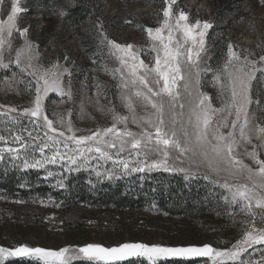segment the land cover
Instances as JSON below:
<instances>
[{"label": "snow or ice", "instance_id": "6c2138e0", "mask_svg": "<svg viewBox=\"0 0 264 264\" xmlns=\"http://www.w3.org/2000/svg\"><path fill=\"white\" fill-rule=\"evenodd\" d=\"M3 3L4 0H0V5ZM176 3L177 0H164L163 22L156 28H144L153 41L151 51L155 53L154 64H146L133 51L131 44L120 45L112 40L107 41L110 49L114 50L110 54L120 65L111 74L114 78L116 73L120 74L121 87L127 90L121 95V101L131 113L132 123L140 131H132L127 126L128 116H121L110 109L114 121L111 126L97 129L91 135L77 136L71 121L66 123L63 116L58 121L60 128L55 127L54 121L46 114L44 104L49 93L73 99L71 70L58 61L50 65L41 63L39 52L33 50L32 43L28 40L16 50L14 61L5 62V46L10 52L13 32L19 31L21 37H25L28 32L27 28L21 30L18 27L19 14L25 11L21 0H10L6 19L0 22V69H10L14 63L21 73L31 78L27 83L30 93L34 89L31 100L33 106L23 109L19 115L31 117L30 123L34 129L46 131L43 139L39 134L33 136L32 132H28V140L13 128L8 129L7 137L0 134V142L7 144L11 138L15 145L0 147V162H3L4 153L7 152L12 161H22L25 169L44 168L46 164L55 165L59 162L65 171L70 172L91 167L89 161L97 160L98 163L92 170L95 171L98 182L103 178L111 180L134 172L160 169L184 173L187 180L201 167H206L208 172L216 176L226 174L234 180L243 177L248 183H229L225 180L221 184L218 180H211L208 175L204 176V179L226 190L229 194L223 197L226 202L240 206L242 213L252 218L251 221L242 222L249 230L229 250L219 251L209 245L166 247L124 243L112 248L87 245L77 251L89 260L103 261L147 257L154 264L156 258L188 260L209 257L213 261L220 258L221 264L225 258L234 262L239 260V264H264V253L260 254L259 260L242 258V254L249 248L264 245V228L256 227V221L264 224V158L261 156V150H264V124L259 123L255 112L250 109L255 102L257 110H264L260 106L261 102L254 101L252 96V82L257 79L256 73L264 72V54L258 59L251 58V53L242 57L234 50L233 45H228L227 59L221 68L215 70L213 76L214 86L219 85L223 100L221 107H213L211 98L199 91L201 72L213 71L210 66L201 68L202 53L206 51L205 36L213 25L199 19L191 22L188 12L184 10L174 14L172 6ZM260 3L264 5V0H260ZM60 15L64 16L66 13L61 10ZM97 26L102 28V25ZM15 75L14 72L13 76ZM65 76L69 78L67 87ZM181 82L188 97L193 96V89L197 92L196 102L193 104V100H189L187 114L183 111L184 103L177 104L181 96ZM134 97L143 101L145 114L142 116L136 112ZM149 107L151 112L147 111ZM177 107L181 109L180 112L176 111ZM7 111L17 112L18 109L8 107ZM3 116L4 113L0 112V117ZM7 120L23 126L18 117L8 116ZM253 121H256L255 125ZM118 124H123L124 127L118 128ZM224 129L228 131L225 133ZM253 139L258 143H253ZM241 142L251 144L252 150L245 148L244 154L255 167L239 158L237 149ZM99 161H110L111 169L105 168L101 172L99 169L102 165ZM170 161L173 163L170 164ZM176 161L181 166H176ZM185 163L187 167L183 166ZM48 175L51 176L52 172H48ZM58 183L63 186L62 180ZM254 209L260 211L256 212ZM68 253V248L52 251L23 245L14 249L0 247V260L5 257H36L43 264H71L74 254Z\"/></svg>", "mask_w": 264, "mask_h": 264}, {"label": "rangeland", "instance_id": "374dc122", "mask_svg": "<svg viewBox=\"0 0 264 264\" xmlns=\"http://www.w3.org/2000/svg\"><path fill=\"white\" fill-rule=\"evenodd\" d=\"M74 0H66L68 5H73ZM34 0H21V6L25 9L19 14L18 27L19 29L27 28L30 30L39 32L44 27V23L34 24L35 17H40L39 5L32 4ZM127 0H118V2H110L108 0H100L97 8H101L104 12L108 13L107 21H101L96 27V33L93 35L91 47L87 48V51L83 49V41L77 38L68 40L60 44H49L41 46L38 42V38L32 39L21 37L19 31H14L11 39V51L7 50L5 46L4 59L5 62L14 61L16 50L20 48L25 40L32 43L33 50L38 51L41 57V63L44 65H50L55 62H59L60 65L68 67L71 70V82L73 90V99L69 100L67 96L61 98L55 93H49L45 98L44 104L46 114L50 119L54 121V126L60 128L58 121L63 116L65 122L69 120L72 123L73 128L76 130L77 136H87L97 129H103L111 126L113 121V112L109 111L114 109L115 113L121 116H128V127L135 132H139L140 129L136 127L131 121V113L123 105L121 101V95L126 93L127 90L121 87L120 74L116 73L113 77L112 70L120 67L116 58L110 54L111 50L108 45V40H112L120 45L133 46V51L145 61L146 64H154L155 53L151 51L153 41H151L144 31L145 27L156 28L163 22L164 17L162 15L164 8V0H160V3L155 0L148 1L147 3L136 2L133 4H125ZM10 0H4V3L0 5V22L6 19L8 14V5ZM174 14H178L180 10L188 12L191 22H195L197 19L200 21H207L213 25L212 28L207 30L205 36V53H202L203 61L201 68H208L209 66L213 71L201 72V83L199 91L207 94L211 98L213 107H221L223 97L219 93V85L214 86L213 76L215 70L221 68L224 61L227 59L228 45L231 44L234 50L238 52L242 57L244 55L252 54L251 58L258 59L261 54H264V5L260 3V0H215L214 7L211 5V0H177V3L172 6ZM36 12L35 16L32 15ZM106 23H110V27L106 26ZM103 32V35L101 34ZM90 33V32H89ZM166 35V32H165ZM179 36V33L176 34ZM36 37V35H35ZM106 37V38H105ZM49 38L40 39L42 43H48ZM40 41V42H41ZM38 46V48H37ZM65 57L68 59L65 60ZM23 59V58H22ZM108 71H105V69ZM16 73L13 76V73ZM257 79L252 82V96L253 100H259L261 102V108H264V72L256 73ZM31 79L27 75L20 72L16 65L13 63L10 69H0V112L4 113L3 117H0V134L9 136V128H13L15 132L22 133L25 140H28V132H32L33 136L39 134L43 139V133L46 129H34L31 121V117L20 116L19 113L25 108L32 107L33 92L28 91V80ZM68 77L65 76V87H67ZM155 86V85H153ZM181 96L177 104L183 102L185 107L184 113L189 111V100H193V104L196 102V89H193V96L188 97L181 87L179 89ZM100 95H97V93ZM135 102V108L138 115H144L145 109L143 107V101L137 98H133ZM165 99H167L165 97ZM8 107L17 108V112L9 113ZM103 109V111H101ZM250 109L255 112L259 123L264 124V110H257L255 102L250 106ZM151 112V108L147 109ZM177 112H180L179 107L176 108ZM220 115V114H218ZM8 116L18 117L23 122L21 127L18 124H13L7 120ZM165 119H168L166 114ZM243 119V118H242ZM242 122V121H241ZM42 124V120L40 121ZM256 121H253L255 125ZM179 125H177L178 127ZM118 128H123V124H118ZM225 133L228 129H224ZM29 142H31L29 140ZM253 143H258L253 139ZM15 146L9 138L8 143L4 144L0 142V147ZM245 148L248 151L252 150L251 144L245 145L241 142L237 149V154L240 159L245 163L255 167L250 159L247 158ZM47 151V150H46ZM39 158V153L37 152ZM261 156L264 158V150H261ZM5 159L0 162V167L12 170L17 173L22 171L34 170L39 172L38 177L43 181V185L47 189L51 188L62 193L68 198L71 187L74 184L70 182L69 177L79 172H85L86 185L92 186L101 184L104 182H110L114 186L123 185L130 193L136 188H144L145 182L154 181L159 183L161 176L183 177L185 183L203 181L202 183L213 184L214 188L209 190L211 196H215L220 200L221 206L216 210L215 218L221 219L228 223V217L231 218V225L236 235L233 244L242 238L245 231L249 230L246 226L242 225L244 221H251V217L245 216L240 206L232 205L224 200V196L229 195L226 190L217 184L210 182V180L204 179L205 175L211 177L213 181H219L221 184L228 180L229 183H248L243 177L239 179H232L227 177L226 174L216 176L215 174L208 172L206 167H201L199 171L185 180L184 173L179 172H165L163 169L154 170L143 173L134 172L129 175H121L119 178H113L111 180L103 178L98 182L95 171L92 169L98 163L97 160L89 161L91 167L81 168L79 171H65L61 164H46L44 168H29L25 169L22 166V161H12L11 155L7 152L4 153ZM102 167L99 169L101 172L107 169H111V162L99 161ZM170 164L173 162L170 161ZM18 164L19 166H14ZM176 166L179 165V161L175 162ZM187 167V163L183 165ZM48 172H52L49 176ZM62 180L60 186L59 181ZM156 186V185H155ZM230 200V196H229ZM259 212V209H254ZM86 209L81 204L69 205L64 201L54 200L50 195L47 198H39L32 200H20L11 199L3 195H0V247L8 249H14L17 246H28L31 248H42L45 250L58 251L63 248L69 249V255H73L72 262L88 259L83 254L78 253V248L87 245H97L96 233L102 232L96 229V225L93 220L89 221L86 226V230L83 234L85 239H88L86 245H79L76 235H78V225L84 222L83 214ZM224 213L228 217L219 216L220 213ZM124 222H127L128 229L133 228L130 224H135L134 230L138 229L142 223H146L142 220H151L153 218L165 219L166 217L162 213H149L148 211L142 212H130L126 211L123 215ZM227 221H226V220ZM127 226L125 231L127 230ZM219 225H212L211 230H217ZM257 228H264V224L256 221ZM158 230H161V224L158 225ZM77 241V242H76ZM124 243H129L126 239ZM123 243V244H124ZM148 246H171L166 241L159 239L152 240V243L145 244ZM179 246H197V245H179ZM232 245L224 250L231 249ZM213 248V247H212ZM215 249V248H213ZM218 250V249H215ZM264 253V245H255L249 248L247 252L242 254L243 259L252 257L254 260H259L260 254ZM149 261L147 257H136ZM173 259V258H170ZM179 259V258H178ZM15 260H27L34 261L43 264V261H39L36 257H5L0 260V264H6ZM89 260V259H88ZM93 261H102L105 263L122 261V260H110L103 261L99 259H92ZM168 260L166 258H156L154 261L158 263L160 261ZM188 260H198L197 264H221L220 258L216 261L211 260L209 257H195ZM223 264H239V260L232 261L225 258Z\"/></svg>", "mask_w": 264, "mask_h": 264}, {"label": "trees", "instance_id": "16d2710c", "mask_svg": "<svg viewBox=\"0 0 264 264\" xmlns=\"http://www.w3.org/2000/svg\"><path fill=\"white\" fill-rule=\"evenodd\" d=\"M100 0H74L73 5H68L66 0H34V7L39 5L40 17H35L34 24L44 23V27L37 31L30 27L28 38L39 39L41 46L64 43L77 38L83 41L84 51L91 47L93 35L96 33L97 24L107 21L108 13L100 7ZM118 2V0H108ZM151 0H127L125 4L136 2L147 3ZM154 1V0H153ZM214 1L211 5L214 7ZM159 2L160 0H155ZM63 10L66 15L61 16ZM36 12L32 15L35 16ZM110 27V23H106ZM90 32V33H89ZM36 35V37H35ZM49 38L48 43H42L40 39ZM41 41V42H40ZM39 172L34 170L14 173L12 170L0 167V195L11 199L32 200L47 198L48 195L57 201L66 204H81L86 212L82 215L84 222L78 225L76 237L79 245H86L88 239L83 236L89 221L94 222L98 232L96 242L105 248L119 247L126 239L129 243L150 244L152 240L159 239L170 245H209L218 250L229 248L236 235L231 225V218L220 213L221 217H228V223L215 218L216 210L221 206L220 200L209 194L214 188L213 184L203 181L185 183L183 177L161 176L159 183L145 182L144 188H136L132 192H126L123 185L114 186L110 182H104L92 186L86 185L85 172H79L69 177L71 187L68 198L62 193L47 189L43 181L39 179ZM126 211L149 213H162L165 219L153 218L150 221L142 218L138 229H128L124 222ZM226 220V219H225ZM226 220V221H227ZM161 224V230L158 225ZM212 225H219L217 230H211ZM127 226V230L125 228ZM125 227V228H124ZM77 242V241H76ZM198 260L168 259L155 264H197ZM6 264H40L34 261L15 260ZM71 264H150L142 258L131 257L122 261L105 263L88 259L78 260Z\"/></svg>", "mask_w": 264, "mask_h": 264}]
</instances>
